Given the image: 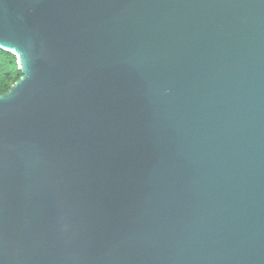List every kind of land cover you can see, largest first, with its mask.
Listing matches in <instances>:
<instances>
[{"label":"water","instance_id":"1","mask_svg":"<svg viewBox=\"0 0 264 264\" xmlns=\"http://www.w3.org/2000/svg\"><path fill=\"white\" fill-rule=\"evenodd\" d=\"M0 264H264V0H0Z\"/></svg>","mask_w":264,"mask_h":264},{"label":"trees","instance_id":"2","mask_svg":"<svg viewBox=\"0 0 264 264\" xmlns=\"http://www.w3.org/2000/svg\"><path fill=\"white\" fill-rule=\"evenodd\" d=\"M20 77L16 57L0 49V95L6 94Z\"/></svg>","mask_w":264,"mask_h":264}]
</instances>
